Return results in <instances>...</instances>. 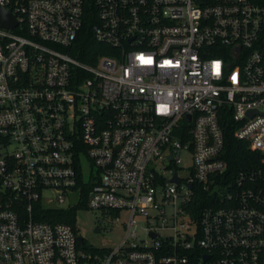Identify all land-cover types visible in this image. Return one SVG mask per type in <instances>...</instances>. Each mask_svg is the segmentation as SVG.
Returning a JSON list of instances; mask_svg holds the SVG:
<instances>
[{"label": "built area", "instance_id": "2783aa9c", "mask_svg": "<svg viewBox=\"0 0 264 264\" xmlns=\"http://www.w3.org/2000/svg\"><path fill=\"white\" fill-rule=\"evenodd\" d=\"M0 7V264H264V0ZM88 186L95 221L127 212L112 247L35 217Z\"/></svg>", "mask_w": 264, "mask_h": 264}, {"label": "trees", "instance_id": "16d2710c", "mask_svg": "<svg viewBox=\"0 0 264 264\" xmlns=\"http://www.w3.org/2000/svg\"><path fill=\"white\" fill-rule=\"evenodd\" d=\"M90 22H86L85 29L89 28ZM84 48L88 50L89 53H99L103 48L107 47L105 44L97 43L89 38H85ZM90 57V56H89ZM83 59H88V57L82 56ZM221 123L225 130V154L229 162V169L235 170L237 166L241 164L250 163V158L254 155V150L246 147V144L238 140L232 133L233 124L229 116L225 115L221 117ZM88 188L83 189L82 200L79 204L70 207H35V217L41 220L47 221H63L73 223L76 219L77 207L84 206ZM201 205V204H200Z\"/></svg>", "mask_w": 264, "mask_h": 264}, {"label": "rangeland", "instance_id": "374dc122", "mask_svg": "<svg viewBox=\"0 0 264 264\" xmlns=\"http://www.w3.org/2000/svg\"><path fill=\"white\" fill-rule=\"evenodd\" d=\"M187 157L183 158V162L186 163ZM45 193L48 190L44 191ZM75 195L65 196L64 204L73 203L75 201ZM127 220V212L122 211L119 213L118 219L113 223L109 220H103L102 230L94 231L95 213L91 210H83L80 206L77 207V219L76 225L79 233H81L87 244H91L94 247H112L114 246L123 236L125 232L124 222ZM138 221H142L138 218ZM142 222H140L141 224ZM138 237L144 236L143 228L138 227Z\"/></svg>", "mask_w": 264, "mask_h": 264}, {"label": "water", "instance_id": "95a60500", "mask_svg": "<svg viewBox=\"0 0 264 264\" xmlns=\"http://www.w3.org/2000/svg\"><path fill=\"white\" fill-rule=\"evenodd\" d=\"M16 24V20L12 16L9 9H4L0 7V25L4 27H12ZM98 227L94 228V231H99ZM79 238H82V236H79Z\"/></svg>", "mask_w": 264, "mask_h": 264}, {"label": "flooded vegetation", "instance_id": "af4514ba", "mask_svg": "<svg viewBox=\"0 0 264 264\" xmlns=\"http://www.w3.org/2000/svg\"><path fill=\"white\" fill-rule=\"evenodd\" d=\"M100 218H101V217H100ZM102 222H103V220H101V219H98L97 221H95V222H94V228H95V227H98V229H100L101 226H102ZM94 228H93V230H94Z\"/></svg>", "mask_w": 264, "mask_h": 264}]
</instances>
